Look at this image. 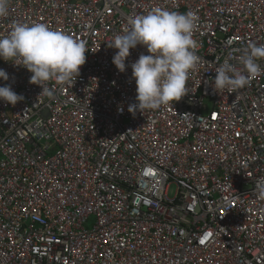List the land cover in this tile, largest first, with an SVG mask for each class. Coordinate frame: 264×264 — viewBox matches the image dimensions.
Here are the masks:
<instances>
[{
  "label": "built area",
  "instance_id": "obj_1",
  "mask_svg": "<svg viewBox=\"0 0 264 264\" xmlns=\"http://www.w3.org/2000/svg\"><path fill=\"white\" fill-rule=\"evenodd\" d=\"M156 8L196 14L202 60L180 100L130 112V64L148 53L130 49L120 72L109 42ZM17 22L89 50L52 96L0 59V86L24 97L0 100V264H264V74L212 87L219 64L242 69L264 45V0H9L0 35Z\"/></svg>",
  "mask_w": 264,
  "mask_h": 264
},
{
  "label": "clouds",
  "instance_id": "obj_2",
  "mask_svg": "<svg viewBox=\"0 0 264 264\" xmlns=\"http://www.w3.org/2000/svg\"><path fill=\"white\" fill-rule=\"evenodd\" d=\"M8 7L9 0H0V17L7 15ZM196 21L197 16L191 11L156 8L130 17V27L109 42L110 47L117 49L112 63L120 72L126 70L130 49L141 45L148 53H141L130 64L136 85V103L129 105L130 112L155 110L187 94L189 73L202 60L197 54L198 42L193 38ZM88 50L84 39L42 22H17L9 33L0 35V59L25 67L31 73L30 82L40 85L49 96L55 90L43 86L49 81L59 86L72 85L86 62ZM260 58H264V45L250 43L239 57L242 69L225 60L215 69L212 87L232 92L246 87L251 78L264 74L257 62ZM8 79L9 74L0 68V80ZM23 99L10 84L0 86V100L15 105ZM258 195L264 199V185H258Z\"/></svg>",
  "mask_w": 264,
  "mask_h": 264
},
{
  "label": "rangeland",
  "instance_id": "obj_3",
  "mask_svg": "<svg viewBox=\"0 0 264 264\" xmlns=\"http://www.w3.org/2000/svg\"><path fill=\"white\" fill-rule=\"evenodd\" d=\"M93 220H94V217L90 216L89 219H88V222L86 223V227L87 228H91Z\"/></svg>",
  "mask_w": 264,
  "mask_h": 264
},
{
  "label": "water",
  "instance_id": "obj_4",
  "mask_svg": "<svg viewBox=\"0 0 264 264\" xmlns=\"http://www.w3.org/2000/svg\"><path fill=\"white\" fill-rule=\"evenodd\" d=\"M44 115H46V114H44Z\"/></svg>",
  "mask_w": 264,
  "mask_h": 264
}]
</instances>
